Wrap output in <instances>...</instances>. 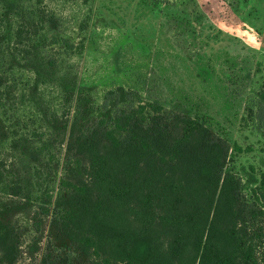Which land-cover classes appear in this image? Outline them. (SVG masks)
Returning a JSON list of instances; mask_svg holds the SVG:
<instances>
[{"label":"rangeland","instance_id":"374dc122","mask_svg":"<svg viewBox=\"0 0 264 264\" xmlns=\"http://www.w3.org/2000/svg\"><path fill=\"white\" fill-rule=\"evenodd\" d=\"M0 36V199L20 236L0 264H123L106 245L94 253L73 223L72 240H59L51 218L66 187L90 184L77 140L105 151L112 118L140 105L142 124L172 136L183 133L182 115L206 129L191 139L218 146L220 182L235 190L234 222L251 245L238 264H264V0H0ZM35 44L38 81L26 55ZM72 80L86 86L87 104L64 88Z\"/></svg>","mask_w":264,"mask_h":264},{"label":"trees","instance_id":"16d2710c","mask_svg":"<svg viewBox=\"0 0 264 264\" xmlns=\"http://www.w3.org/2000/svg\"><path fill=\"white\" fill-rule=\"evenodd\" d=\"M2 41L0 36V53ZM38 49V44L26 49L36 81L45 76ZM46 65L52 71L53 62L47 60ZM205 72L201 68L198 75ZM71 82L64 88L78 93L79 105L87 104L86 86ZM160 107L151 104L153 110ZM144 110L140 105L112 118L102 134L105 151L96 149L92 138L77 140L80 148H88L90 184H72L56 198L51 218L55 236L72 240L64 229L73 223L83 229L79 240L94 253L99 255L106 245L123 264L248 262L251 245L244 228L234 222L235 190L227 179L220 182L223 162L217 145L192 141L194 132L206 129L189 116L182 115L183 133L172 136L157 121L142 124L135 115H144ZM168 165L176 168L171 175L164 170ZM3 175L0 169V181ZM19 192L12 189L11 195ZM4 204L0 199V251L10 258L20 236ZM161 227L169 232L167 242L159 239Z\"/></svg>","mask_w":264,"mask_h":264}]
</instances>
